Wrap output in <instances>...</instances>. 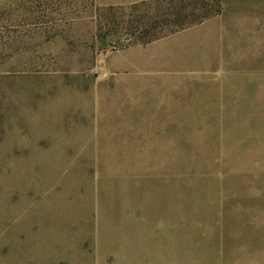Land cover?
Listing matches in <instances>:
<instances>
[{
	"label": "rangeland",
	"instance_id": "1",
	"mask_svg": "<svg viewBox=\"0 0 264 264\" xmlns=\"http://www.w3.org/2000/svg\"><path fill=\"white\" fill-rule=\"evenodd\" d=\"M147 12L0 0V264H128L110 253L126 247L116 223L130 182L238 181L213 125L166 132L164 87L128 73V21ZM224 202L234 249L239 202Z\"/></svg>",
	"mask_w": 264,
	"mask_h": 264
},
{
	"label": "crops",
	"instance_id": "2",
	"mask_svg": "<svg viewBox=\"0 0 264 264\" xmlns=\"http://www.w3.org/2000/svg\"><path fill=\"white\" fill-rule=\"evenodd\" d=\"M150 1L98 0L106 7ZM221 1L220 15L128 48L126 66L164 87L159 116L166 132H180V124L213 125L224 171L239 179L130 182L115 225L126 247L110 253L114 260L224 264L237 252L239 264H264V0ZM232 188L238 190H226ZM230 197L239 202L234 249L224 222L231 217L223 200Z\"/></svg>",
	"mask_w": 264,
	"mask_h": 264
},
{
	"label": "trees",
	"instance_id": "3",
	"mask_svg": "<svg viewBox=\"0 0 264 264\" xmlns=\"http://www.w3.org/2000/svg\"><path fill=\"white\" fill-rule=\"evenodd\" d=\"M147 6V14L128 21L126 48L146 45L197 26L223 11L221 0H155L132 5ZM129 33V32H127Z\"/></svg>",
	"mask_w": 264,
	"mask_h": 264
}]
</instances>
